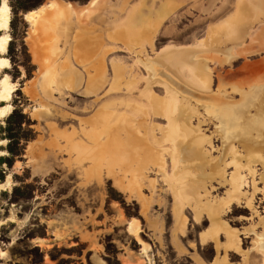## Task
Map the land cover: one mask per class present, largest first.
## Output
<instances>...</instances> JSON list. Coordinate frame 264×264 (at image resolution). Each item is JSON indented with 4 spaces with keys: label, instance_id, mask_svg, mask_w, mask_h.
Listing matches in <instances>:
<instances>
[{
    "label": "rangeland",
    "instance_id": "obj_1",
    "mask_svg": "<svg viewBox=\"0 0 264 264\" xmlns=\"http://www.w3.org/2000/svg\"><path fill=\"white\" fill-rule=\"evenodd\" d=\"M4 4L0 90L5 78L15 92L0 101L10 107L0 118V264H264V41L248 47L264 32V0ZM62 7L71 13L59 17ZM45 15L57 18L49 30L36 25ZM84 32L97 39L76 56ZM258 61L243 84H220ZM245 92L248 108L230 110L228 124L203 108L215 94L236 103ZM178 109L191 127L177 124ZM103 114L96 142L88 134ZM119 119L146 137L152 159L140 158L137 142L124 154L119 144L112 159L124 163L114 167L75 151L105 143L102 127ZM190 128L200 152L183 162ZM236 137L248 142H228ZM185 162L204 201L180 195ZM233 181L241 188L228 201Z\"/></svg>",
    "mask_w": 264,
    "mask_h": 264
},
{
    "label": "crops",
    "instance_id": "obj_2",
    "mask_svg": "<svg viewBox=\"0 0 264 264\" xmlns=\"http://www.w3.org/2000/svg\"><path fill=\"white\" fill-rule=\"evenodd\" d=\"M62 9H64V12H61L59 14V17L61 15V17H65L67 15V13H71L67 8L62 7ZM40 20H36L38 21V23L36 24L37 27H41V29H50L48 27H51L53 25V23L56 22L55 15H52L50 17H46L42 16L39 18ZM47 19L50 20L51 25H47ZM69 26V25H67ZM79 35V36H78ZM78 39L79 42L75 45V53L76 56H80V55H84L85 52L88 54V49L90 44L94 43L93 40L97 39L95 36H93L92 32H87V34L84 33H78ZM264 41V32H261L260 34H255L251 40V42L248 44V47H254L258 44H261ZM247 47V46H246ZM246 47H243L240 50H237L238 53H245V51H247ZM214 57L216 58H221L223 61L227 58V61L229 62L230 58L223 56L222 55H218V54H214ZM260 65V62L258 61V65H251V64H246L244 65L242 68H240L239 70H236V72H232L231 74H229L228 77L222 75V77H220V84L221 85H228V82H231L230 79L232 80H237L240 82V84L244 83V80H246L249 76H253L254 74H256L255 72H258V66ZM201 68V67H199ZM206 67L202 68L205 69ZM208 68V67H207ZM165 81L172 85L173 87L177 88L179 90V92L184 90H180L179 87V83L178 80L175 78H167L165 79ZM175 81V82H174ZM234 88L240 89L239 87L234 86ZM234 89V90H235ZM191 94L184 92V94H187L188 97H192L193 99L196 98V94H194V92L189 91ZM250 92H255L253 90H251ZM222 94H224L222 92ZM251 94L249 92H245L242 93L241 98L237 99L236 103L233 101H227L220 96V94H215L214 98L212 97H208L207 98V102H206V106L203 107L205 109V112L207 113L208 117L214 118L218 124L217 126H222L225 124H228L229 121L232 120V118L230 119L228 117L227 114H229V111H233V109H237V111H241L242 109H247L248 108V101L247 99L249 98ZM220 96V97H219ZM244 110V111H245ZM179 112V117L176 120L178 125L184 124V126H190V119L191 118H185V114L184 112H182V109H178ZM243 112V111H241ZM243 114V113H241ZM106 114H103L102 116H98L95 117L92 121H93V126L91 131L89 132V136L92 137L94 139V141H98L99 138V134L100 133V129L98 128L99 123L102 122V120L107 119ZM184 116V117H183ZM243 118V117H242ZM101 120V121H100ZM126 122L124 120L119 119L118 121H116V123L111 124L110 126H106V127H102L103 131L107 133L108 138H106L105 143H99L96 145V147L93 150L88 149L86 146L81 145V146H77L75 147V151L79 154H81L84 157H89L90 159H92V161L94 163H96V165H99V161L100 159L103 161H107L106 165H111V166H119V165H115L111 163V157L113 156V152L115 149H117V147L123 143V142H129V143H136L139 145L140 149L138 151L140 158L145 157L146 159H152V155L150 153H148V147L144 144V140H145V136L141 137L138 136L135 133V129L132 126H129L128 124H125ZM192 131V134L190 137H186L185 139H183V143L181 142L180 145L178 146V152H180L179 154H181V157L184 159L182 160L183 162L185 160H191L194 157L196 158V156H199V151L195 150L193 147H195L199 142V134L196 133V131L193 128H190ZM219 130V129H218ZM125 134V136H121V133ZM221 133V137H222V132ZM223 140V139H222ZM234 140H240L242 142H248L246 139H244L243 137H236L234 139L228 140V142H232ZM224 141V140H223ZM137 161V160H136ZM136 161H134L133 163H135ZM157 164V163H155ZM197 166V164H196ZM121 167V166H120ZM188 167L191 168L190 170H188ZM195 166H191L189 165V163L185 162L184 167L183 168H179V171H176L177 175L180 177V179L182 180V183L184 182V184H182L183 188V193L180 194L184 199L189 197H193L194 196V201H204V199H202L201 197H199L198 199V192L196 191V185H198L200 183V181L202 179H200V176H193L195 179H193V177H190L191 174H194V170H196L195 168H193ZM127 170V169H125ZM129 171V169H128ZM189 171V172H188ZM229 185L231 186V190H234L233 193H230V197H228V201H233V199L235 197L238 196V190L241 188V183L237 182V181H233V183H229ZM181 201V200H178ZM208 201H211L208 199ZM227 201V200H226ZM211 209V208H210ZM209 209V210H210ZM217 210H219V207L217 206L215 211L217 212ZM216 214V213H213ZM180 220V217H179ZM212 227L214 228V225H212Z\"/></svg>",
    "mask_w": 264,
    "mask_h": 264
},
{
    "label": "bare ground",
    "instance_id": "obj_3",
    "mask_svg": "<svg viewBox=\"0 0 264 264\" xmlns=\"http://www.w3.org/2000/svg\"><path fill=\"white\" fill-rule=\"evenodd\" d=\"M5 9L7 11H5ZM7 12H8V8H7V6L5 4L2 7L0 6V31H3L9 24V16H8ZM8 42H9V38L8 37H6V36L5 37H0V52H3L6 49V46H7ZM6 64H7V61L5 59H3V58H0V69L6 68V66H5ZM1 85H2V88L0 90V101L1 102H8L9 99L11 98L12 93L15 92V88L12 87L11 85H9L8 82H7V79H5V78L1 81ZM9 108L10 107L7 106V107H3L2 109H0V118H4V117H6L9 114V110H10ZM130 145H131V143H129V142L128 143L127 142H123L122 147L119 148L121 150V153L123 152V154H124V151L122 149H124V150H126L128 152ZM117 149L114 150L113 156L111 157V159L113 157H116V154L119 152V151H116ZM119 157H120V154H119ZM116 158H114V159H116ZM128 159H129V157H128ZM117 160H118V158H117ZM117 160H113V161L115 163H117L116 162ZM127 161H125V163H129ZM120 164H121V162L119 163V165ZM117 165H118V163H117Z\"/></svg>",
    "mask_w": 264,
    "mask_h": 264
},
{
    "label": "clouds",
    "instance_id": "obj_4",
    "mask_svg": "<svg viewBox=\"0 0 264 264\" xmlns=\"http://www.w3.org/2000/svg\"><path fill=\"white\" fill-rule=\"evenodd\" d=\"M5 11H7V10L5 9Z\"/></svg>",
    "mask_w": 264,
    "mask_h": 264
}]
</instances>
